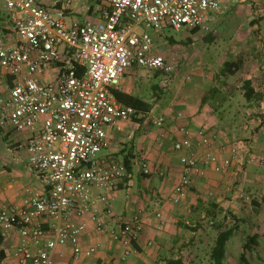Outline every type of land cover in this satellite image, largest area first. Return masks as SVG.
Masks as SVG:
<instances>
[{"label":"built area","instance_id":"built-area-1","mask_svg":"<svg viewBox=\"0 0 264 264\" xmlns=\"http://www.w3.org/2000/svg\"><path fill=\"white\" fill-rule=\"evenodd\" d=\"M3 1L16 39L0 36V68L11 77L8 91L0 94V127L25 135L29 165L43 188L29 191L22 206L0 207V233H20L14 256L21 264H53L57 246L68 242L74 259L89 258L97 246H82L85 223L72 218L88 217L96 231L107 232V192L127 174L124 161L107 153V127L134 117L163 127L182 115L145 113L119 102L114 93L131 66L163 74L175 70L174 58L153 52V36L143 26L208 33L212 13L226 5L220 0H110L99 18L78 21L69 19L75 0ZM177 128L181 137L173 148L182 153L183 172L171 196L174 203L186 197L194 175H205L209 167L224 173L242 150L250 152L246 143L221 144L200 157V148H213L214 135L204 126ZM249 159L264 164V155L251 152ZM142 170L151 172L145 158ZM142 228L141 214L135 213L109 233L132 247Z\"/></svg>","mask_w":264,"mask_h":264},{"label":"crops","instance_id":"crops-1","mask_svg":"<svg viewBox=\"0 0 264 264\" xmlns=\"http://www.w3.org/2000/svg\"><path fill=\"white\" fill-rule=\"evenodd\" d=\"M96 1L75 0L69 19L99 18L101 9L108 7L110 0ZM220 1L226 9L230 8V0ZM240 1L231 18L236 13L244 22L237 26L227 48L218 54L209 53L203 65L206 74L198 77V81L193 78L192 82L190 79L177 82L169 101L159 105L158 114L181 111L176 122L168 119L163 127H155L134 117L107 127L110 139L107 153L128 161L131 169L116 189L107 192L111 212L105 209L103 216L108 231H96L88 217H73L74 223H85L80 235L82 246L95 245L97 250L89 258L76 260L69 242L58 245L53 264H165L168 259L176 258H181L184 264H214L211 251L217 236L232 226L235 230L227 241L223 264H242L243 245L250 235L258 238L256 246L246 254L248 260L255 264L249 258L252 254L259 261L264 259V164L249 159L251 152L264 155V0ZM245 1L250 3L245 5ZM224 11L212 13L211 20L219 21L216 18H223ZM243 25L247 27L241 30ZM212 33L204 37L213 40ZM0 36L16 39L3 0H0ZM153 52L163 53L170 59L176 57L160 48ZM235 62L238 67L229 66ZM214 69L219 80L227 82L225 86L216 83L217 77L214 80L210 76ZM146 72L156 76L162 73L131 66L117 90L150 102L139 84L149 83L155 88L163 84L153 81L155 76ZM238 76L243 81L236 86H242L243 93L236 98L231 81ZM246 80L255 93L248 99L244 89ZM9 84L11 77L0 68V94L8 91ZM153 110L154 107L149 112L155 114ZM180 124L192 128L204 126L214 135L213 148H200V157L208 150L216 151L221 144L246 143L250 152L242 150L224 173L209 167L205 175H194L186 197L174 203L171 196L183 172L182 153L173 148L181 137L177 128ZM143 158L149 163V174L142 170ZM42 188V181L28 162L25 135L0 127V207L22 206L29 191ZM135 213L141 214L143 228L134 245L127 247L113 240L109 231ZM49 224V221L43 222L45 228ZM20 238L17 230L5 236L0 233V264H21L14 256ZM30 246L33 251L36 249Z\"/></svg>","mask_w":264,"mask_h":264},{"label":"rangeland","instance_id":"rangeland-1","mask_svg":"<svg viewBox=\"0 0 264 264\" xmlns=\"http://www.w3.org/2000/svg\"><path fill=\"white\" fill-rule=\"evenodd\" d=\"M241 3L242 2L240 0H230L228 5L230 8L224 9L225 13L223 14V18H216L217 20L219 19V21L211 20L210 32H213V40L206 39L204 36L207 33L203 31L200 33H197V31V34H195L187 28L174 30L171 27H164L162 30H155L152 27L143 26V29L153 36L154 50L160 48L162 52L170 51L174 57L176 56L174 58L175 70L172 73H160L156 76L153 72H146V74L151 73L152 76H155L152 78L153 81L163 84L161 85L162 87L160 86L161 88L159 86L155 88L149 83H145L143 85L139 84V89L146 95V97H148V99H150V103H152L154 107L153 111L155 114H158V111L160 110L159 105L164 101H169L171 98L172 87L174 84L177 82H184L188 79L192 82L193 78L198 81V77L206 74L204 72L203 65L206 62L205 58L208 54H218L222 49L227 48L230 39L236 32L237 26L244 22L241 17L236 15V13L235 16L231 18V15L235 10L234 7L240 5ZM249 3L250 1H245V5H248ZM246 27L247 25H243L240 29L243 30ZM214 70L210 73V76L212 75L214 80L217 77L216 83L220 84V86L222 83L224 84L223 86H225L227 82L219 80L218 72L216 70L214 72ZM242 81V76H238L233 82L231 81L234 87L232 91L234 92L236 98L242 97V86H236L240 82L242 83ZM233 124L237 123H232V125ZM249 209L250 208L248 207V210ZM252 255H250L249 258L253 263L264 264V259L259 261L258 258H254Z\"/></svg>","mask_w":264,"mask_h":264},{"label":"trees","instance_id":"trees-1","mask_svg":"<svg viewBox=\"0 0 264 264\" xmlns=\"http://www.w3.org/2000/svg\"><path fill=\"white\" fill-rule=\"evenodd\" d=\"M100 1V0H97ZM96 1V2H97ZM93 7V6H91ZM197 31H199L197 28L191 29L192 33H196ZM231 65H235L236 67H238V63H229V66ZM161 72V71H159ZM244 89H245V97L251 98L252 96H254V91L250 86V81L246 80L244 82ZM115 95L120 98L121 100H123V102H125L127 105H132L134 106L136 109L143 111L145 113L149 112L153 105L150 102H146L141 98L138 97H133L124 93H121L119 90L115 89L114 90ZM140 120H142L140 118ZM124 163L126 165V169L127 172H130V164L128 161L124 160ZM126 179V177H125ZM234 227H230L228 229H224L223 231H221L216 239V242L212 248L211 251V259L213 260L214 264H223V261L225 259V255H226V244L228 239L230 238V236L233 234L234 232ZM258 238V235H250L247 237L246 242L243 245V252L241 253V262L242 263H246V264H252L246 254L248 251H251L253 246H256L257 242L256 239ZM165 264H184L181 258H176V259H168Z\"/></svg>","mask_w":264,"mask_h":264}]
</instances>
